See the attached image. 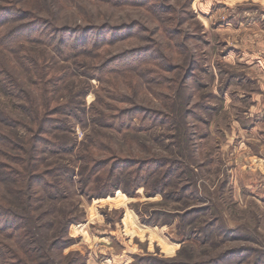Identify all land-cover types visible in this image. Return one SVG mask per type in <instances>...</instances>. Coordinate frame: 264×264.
Returning a JSON list of instances; mask_svg holds the SVG:
<instances>
[{
  "label": "rangeland",
  "instance_id": "1",
  "mask_svg": "<svg viewBox=\"0 0 264 264\" xmlns=\"http://www.w3.org/2000/svg\"><path fill=\"white\" fill-rule=\"evenodd\" d=\"M23 2L59 25L122 27L109 32L110 42L98 50L76 52L66 61L31 43L52 61L54 75L74 67L53 84L52 106L73 103L87 116L82 126L77 111L74 132L58 130L66 145L76 141L70 151L40 154L44 163H55L49 166L74 170L62 182L64 198L35 202L45 216L47 242L58 221L76 220L65 232L67 245L53 253L71 264H139L146 257L151 264L264 261V0ZM15 23H6L2 33ZM5 53L28 98L19 101L0 84V111L29 123L19 103L32 108L40 104L38 94L44 99L30 72L13 52ZM116 58L123 60L103 66ZM99 64L100 77L83 74ZM134 108L139 110L131 113L134 128L111 125L110 117ZM4 117L0 112L2 129L25 134ZM93 160L114 161L111 169L115 163L126 167L112 174L110 164L96 168ZM87 162L97 172L81 189ZM146 162L143 171H155H142L144 181L135 185L132 175ZM104 180L109 187L99 189ZM116 180L120 186L111 189ZM0 187L5 192L2 182ZM47 209L53 211L49 216Z\"/></svg>",
  "mask_w": 264,
  "mask_h": 264
},
{
  "label": "trees",
  "instance_id": "2",
  "mask_svg": "<svg viewBox=\"0 0 264 264\" xmlns=\"http://www.w3.org/2000/svg\"><path fill=\"white\" fill-rule=\"evenodd\" d=\"M36 7L35 5H32L31 8L29 6L25 7L23 0H0V84L7 92L16 96L19 101L28 98L27 90L15 75L14 67H10L11 58L5 53L8 50L13 52V56L30 72L34 89L44 99L41 101L38 94L36 100L38 98L40 104L37 103L32 108L19 103L21 108L25 109V115L30 116L29 123L22 118L10 117L2 110L0 111L5 116L3 119L7 125L19 126L24 129L22 133H25L21 134L19 131L9 132L0 127V182L6 187L5 192L0 190V236L10 240L8 242L0 238V256L4 264H71L74 261L63 262L53 251L67 245L69 242L68 235H66L68 225L76 224V220L69 219L68 225L64 224V221L62 223L58 221L60 226L57 228L56 235L52 237L50 242H47L42 231V227L45 226L43 222L45 216L42 211L38 210V207L36 211L35 202H41L46 197L50 200L64 198L66 188L62 187V182L65 181V178H70L74 170L67 165L49 166V164L55 163L46 164V161L44 163V159L40 154L41 152L70 151L76 141H71L69 145H66L65 142L58 139V130L67 128L70 132H74V123H72L71 118H76L75 112L77 111V122L80 125L85 126L87 116L84 107H79L76 110L73 103L52 106L53 98L49 92L52 90L53 84L72 75L74 67L69 66L59 75H54L52 61L48 60L46 56L39 55L31 43L44 45L59 60L66 61L76 52L98 50L110 42L108 41L109 32L113 35L119 32L122 27L114 31L110 28L115 29L118 25L111 26L109 23L96 24L89 22L79 25H59L56 24L53 18L40 16L38 13L41 10ZM9 21L16 23L2 33L3 26ZM133 29L130 28V30ZM122 60L116 58L107 61L103 66H112V64L122 62ZM101 73H103L101 64L91 65L83 71V74L89 78H98ZM132 112L135 114L139 110L134 108L125 112H118L114 117H110L111 125L116 127L115 125L119 122L121 127H125L119 128L120 130L134 128L132 118L135 115H132ZM57 114L65 116L66 121L57 117ZM128 114H130L129 117H127ZM54 131L57 133H52ZM95 147L97 146L95 145ZM83 157L85 158V156ZM103 160H93L92 164L99 162L96 168L110 164L109 173L112 174L116 168L126 167L122 163H115L116 165L111 169L114 161L104 162ZM139 165L140 163H137L136 167L139 168ZM127 166L129 172L132 173L133 164L129 162ZM147 166L148 163L146 162L139 168V171H135L132 175L133 179H137L135 185L144 181L145 177L140 178L143 173L149 175L155 171L150 167H148L150 169L143 171ZM81 171L84 179L80 185L82 189L87 180L94 178L93 176L97 171L92 169L88 162L85 163ZM99 179L100 177L97 178V181ZM117 180L113 183L111 189L120 186ZM106 187H109V182L104 180L101 182L99 189ZM6 192L9 195H6ZM7 196L12 198L8 199ZM51 212L53 213L52 210L47 209L46 216L52 214ZM37 255L40 258L39 260L34 258ZM220 260V258L213 260L210 264H222ZM139 262V264H151V260L147 257ZM166 264L206 263L189 261L166 262ZM254 264H264V261L257 259Z\"/></svg>",
  "mask_w": 264,
  "mask_h": 264
}]
</instances>
